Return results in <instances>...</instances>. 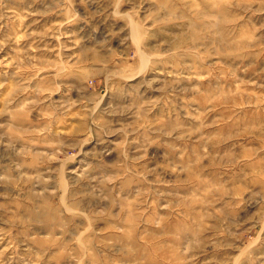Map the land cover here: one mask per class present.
Masks as SVG:
<instances>
[{
    "label": "rangeland",
    "instance_id": "rangeland-1",
    "mask_svg": "<svg viewBox=\"0 0 264 264\" xmlns=\"http://www.w3.org/2000/svg\"><path fill=\"white\" fill-rule=\"evenodd\" d=\"M0 264H264V0H0Z\"/></svg>",
    "mask_w": 264,
    "mask_h": 264
}]
</instances>
